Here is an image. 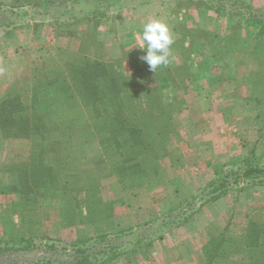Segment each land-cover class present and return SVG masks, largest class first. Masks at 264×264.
Wrapping results in <instances>:
<instances>
[{"label": "trees", "instance_id": "16d2710c", "mask_svg": "<svg viewBox=\"0 0 264 264\" xmlns=\"http://www.w3.org/2000/svg\"><path fill=\"white\" fill-rule=\"evenodd\" d=\"M25 1L33 7L38 5V0ZM205 1L197 8L216 12L227 8L230 18L244 19L246 27L257 29L254 40L258 44L264 38V14L238 1L224 0L217 10ZM24 6L22 2L6 8L0 0L5 13L0 28L8 25L7 15ZM91 20L81 22L88 25ZM242 30L239 25L231 26L239 39ZM254 49L258 57L264 55V48ZM37 52L42 66L33 70L31 86L9 90L0 99L3 140L9 144L20 139L40 146L6 168L12 184L0 191L11 196L10 208L20 223L18 228L10 227L16 231H7L8 241L0 247V254H8L3 264H23L18 262L16 252L40 251V241L49 243L43 246L46 252L67 255L70 260L65 264H111L140 248H151L170 229L187 224L206 204L230 192L264 186V165L251 149L247 156L214 166V180L197 196L183 200L163 215L160 226L145 221L116 229L114 200L103 199L100 179L114 176L123 191L141 187L145 179L160 180L161 162L168 155L166 143L174 135L175 111L163 105L158 88L146 72L139 70L143 77L136 81V74H123L102 59L90 60L85 55L77 58L69 44H47ZM262 75L252 82L257 101L264 92V72ZM142 83L143 91L138 92ZM178 191L175 188L174 192ZM47 198L63 204V228L87 226L93 233L70 244L39 236L31 218H27ZM23 226L25 231L17 234ZM204 252L208 264L240 253L248 256V264H264V222L249 223L243 237L226 231L208 242Z\"/></svg>", "mask_w": 264, "mask_h": 264}, {"label": "crops", "instance_id": "0c3cea01", "mask_svg": "<svg viewBox=\"0 0 264 264\" xmlns=\"http://www.w3.org/2000/svg\"><path fill=\"white\" fill-rule=\"evenodd\" d=\"M2 1L7 6L14 3V0ZM243 1L264 12V0ZM170 5L166 0H145L125 8L114 20L109 56L114 59L123 54L135 59L143 56V51L136 47L137 41L143 25L152 19H159L169 26L175 44L178 40L177 20ZM197 15L198 23L206 26V31H216L218 35L220 32L226 39L230 18L203 8L198 9ZM220 23L224 24L223 28H216L215 24ZM242 29L241 40L247 42L255 34V28ZM39 42L42 40L34 39V35L26 30L5 33L0 37V99L13 83L20 81L21 75L25 76L38 50L32 47ZM55 44L64 47L66 42L57 41ZM225 44L226 48H216L225 55L223 59L215 60L209 54L206 64L188 63V73L193 79L187 84L188 89L172 115L175 133L166 144L175 159L171 164L162 163L164 171L159 185L154 184L156 181L145 183L144 191L149 192L145 205L143 201L117 200L113 206L116 229L133 227L144 218L156 220L164 215V202L173 198L175 193L170 182H181L184 191L192 195L214 180V166L226 165L252 149L251 145L256 141L254 121L260 116L255 89L249 80L238 79L239 69L233 57L235 54H232L237 48L226 41ZM255 153L257 157L264 158V144H256ZM5 162L1 150L0 171ZM2 175L3 171L0 180ZM4 179L6 181L1 187L12 184L8 173ZM11 201V196L0 191V247L8 241L7 232L1 231L2 227L8 224L18 228L20 223L19 216L11 211ZM251 222H264V187L230 192L206 204L187 224L170 229L151 248L139 250L111 264H208L204 252L208 242L226 231L232 236L243 237ZM52 232L48 237L62 243L69 244L76 239L75 231L63 228L61 220ZM7 256L0 254L2 264ZM30 256H33L31 251L16 252L19 263L27 264L30 259L26 257ZM209 264H248V256L239 254L229 260L214 259Z\"/></svg>", "mask_w": 264, "mask_h": 264}, {"label": "rangeland", "instance_id": "374dc122", "mask_svg": "<svg viewBox=\"0 0 264 264\" xmlns=\"http://www.w3.org/2000/svg\"><path fill=\"white\" fill-rule=\"evenodd\" d=\"M144 1L145 0H38V5L33 7L27 5L25 0H14V3L19 5H22V2H25V6L16 9L17 11L15 12L17 13L7 15L5 22H8V25L0 28V37L5 33L10 34L13 31L20 32L21 30H26V32H30L34 35V39L39 38L42 40V42H39L37 46H33L32 48L39 49L45 47L47 44L53 45L57 41H60L61 43L66 42V44H69L71 47V50H73V53L77 55V58L79 55H85L90 60L102 59L107 64H113L123 74H136V81H140V76L143 77V75L138 73L139 70L146 72L147 78H151V80L154 81L155 86L158 88L157 90H159L158 93L162 97L163 105L174 111L177 109V106L180 105L181 97L188 89L187 84L193 79V76L188 73V63L191 61L196 62V65H198V63L206 64V56L209 54L215 60L223 59L225 55H222L221 50H217L216 48H226L225 41L229 44L231 43L232 46H235L238 49L232 54H235L233 57L236 60L239 69V80L242 81V79L245 78V80H249L250 83H252L255 80H258V78L260 79L263 77L262 72H264V64L260 62V60L264 62V55L258 57L254 48H257V46L264 48V38L258 44V42L254 40V36L257 32V29H255V34L249 39V41L244 42L239 39L236 32L231 31V26L239 25L243 28L246 27V21L244 19L239 20L238 18H230V16H228L227 8H222L217 12L212 10L214 14L218 16L226 17L227 19L230 18V31L226 39L222 38L220 32L218 35L215 33L216 31H206V26H201V24L198 23L197 15V6L204 3L205 0H166L171 4L170 8L172 15L177 20L175 24L176 33L178 34V40L173 46H171V56L169 58L170 63L167 66H160L152 72L149 70L148 65L141 59L130 58L126 54H123L116 59L112 58L109 56L110 54H108V52L110 45H112L111 40L114 20L119 17L125 8ZM233 1L245 3L251 6L257 13L264 14L260 9L244 2L243 0ZM205 2L214 6L216 10L220 4L225 3L224 0H206ZM10 6L5 5L6 8ZM0 10H2L0 11L1 19L5 13L3 9ZM80 16L82 17L78 18ZM100 16L101 19H98ZM186 17H189V20H186ZM85 18L92 19L88 25H86V22H81ZM223 26V23H220L219 25L215 24V27L218 29H222ZM249 27L254 29L251 26ZM35 54V57L31 59L30 68L26 70L25 76L21 75L20 81H18V83H13L11 87L6 90L5 94L9 90L27 89L31 86L33 70L39 69L42 66V59L38 57V52H35ZM144 54L145 53L143 52V55ZM143 86H145V83H142L137 91L142 92ZM259 98V101L256 100V105L260 116L254 121L256 141L251 145L254 152L256 151V144H264V92L260 94ZM39 149L40 146L38 144L20 139L11 140L9 144H7L0 133V151H3L4 160L6 161L4 167L0 171V174H2L3 171L0 180V190L3 187L11 186L4 185L1 187L6 181L4 178L7 176V166L22 159L28 155L29 152L38 151ZM256 158L264 165V158L257 156ZM174 159L175 156H172L171 152L168 150L167 157L161 162L162 173L164 171L162 163L171 164ZM161 179H145L143 180L141 187L123 191L114 176H105L100 179V194L104 200H114L113 206L117 203V200L126 202L143 201L145 205L149 196V192L144 191L145 183L147 181H156L154 184L159 185L158 182H160ZM170 185L173 189L177 188L179 191L174 193L173 198L164 202V208L166 210L165 214L170 210L177 208L179 203L183 200H188L192 196H197L201 190H204L207 187L205 186L199 191L197 190L194 194L188 195L184 191L181 182L172 181L170 182ZM174 214L175 213H173L172 216H174ZM162 216L156 220L149 221L155 222V226H160ZM29 218H31L30 220L33 223L32 226L37 230L39 236L42 235L45 238H49L48 236L50 233H54L52 231L55 230L56 223H58L59 220H61L62 223L63 204L56 198H47L41 203L37 212L31 214V216L29 215L27 219ZM141 221L138 224H143L148 220L144 218V220ZM10 227V225L6 224L2 227L1 231H10L11 233H14L16 230H11ZM25 228L26 226H23L17 234L24 232ZM69 230L75 231L76 239L93 233L92 228L87 226H78L75 228H69ZM39 244L42 246L41 250L31 251L33 256L26 257L28 260L30 259V261L26 262L27 264H34L38 261L47 262L48 260L51 264H65L69 262L70 258L63 253L54 254L49 251L46 252L43 246L48 245V242L40 241ZM139 250L147 249L140 248L137 252ZM129 255L132 254L125 256ZM120 258L115 261H118ZM7 260L8 258H6V262ZM0 264H2V261H0Z\"/></svg>", "mask_w": 264, "mask_h": 264}, {"label": "clouds", "instance_id": "9594fccd", "mask_svg": "<svg viewBox=\"0 0 264 264\" xmlns=\"http://www.w3.org/2000/svg\"><path fill=\"white\" fill-rule=\"evenodd\" d=\"M173 44L174 37L169 26L159 19H152L143 25L142 33L137 41L136 47L145 53L139 59L154 72L158 67L167 66L170 63Z\"/></svg>", "mask_w": 264, "mask_h": 264}]
</instances>
